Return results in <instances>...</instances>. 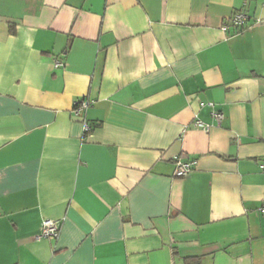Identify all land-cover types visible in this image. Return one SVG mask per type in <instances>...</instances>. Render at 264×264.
<instances>
[{
	"label": "crops",
	"instance_id": "crops-1",
	"mask_svg": "<svg viewBox=\"0 0 264 264\" xmlns=\"http://www.w3.org/2000/svg\"><path fill=\"white\" fill-rule=\"evenodd\" d=\"M239 10L264 21V0H0V264H264V24L223 31Z\"/></svg>",
	"mask_w": 264,
	"mask_h": 264
},
{
	"label": "built area",
	"instance_id": "built-area-1",
	"mask_svg": "<svg viewBox=\"0 0 264 264\" xmlns=\"http://www.w3.org/2000/svg\"><path fill=\"white\" fill-rule=\"evenodd\" d=\"M251 17L244 11H235L232 13L227 19L222 21L221 29L223 31H230L233 32H239L248 26L252 25L253 23H263L264 21L261 19H250ZM61 64L59 61L54 60V66L59 67ZM90 104V101L88 100H81L76 101L75 105L72 109V112L75 116H79L80 113ZM212 117L217 122L220 123V121L223 119V114L220 111H212ZM193 126L196 128H200L203 131H208L210 128V124L204 123L198 119L193 121ZM84 130L88 129V124L86 122H83ZM194 167V161L192 160H186L181 161L179 159H176L174 162V171L173 175L175 177H184L187 174L192 171ZM261 169L264 171V164L260 165ZM262 214L264 215V205L260 208ZM60 228V221L53 218H44L41 222V229L40 232L36 235V239L39 240L41 238H50L55 237Z\"/></svg>",
	"mask_w": 264,
	"mask_h": 264
},
{
	"label": "trees",
	"instance_id": "trees-1",
	"mask_svg": "<svg viewBox=\"0 0 264 264\" xmlns=\"http://www.w3.org/2000/svg\"><path fill=\"white\" fill-rule=\"evenodd\" d=\"M199 264V261L197 259L188 258L186 259V264Z\"/></svg>",
	"mask_w": 264,
	"mask_h": 264
}]
</instances>
